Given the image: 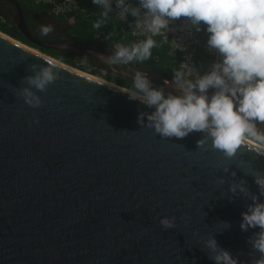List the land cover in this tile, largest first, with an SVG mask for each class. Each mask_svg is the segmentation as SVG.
<instances>
[{
    "label": "water",
    "instance_id": "water-1",
    "mask_svg": "<svg viewBox=\"0 0 264 264\" xmlns=\"http://www.w3.org/2000/svg\"><path fill=\"white\" fill-rule=\"evenodd\" d=\"M11 1L18 10L14 22L30 41L63 46L37 39L18 0ZM2 33L0 264H214L204 244L211 235L239 264L259 255L248 242L258 229L240 228L251 200L228 191L229 183L243 178L258 192L245 173L264 170L255 142L227 159L210 141L198 148L199 132L162 138L138 123V113L151 109L130 99L128 88L65 63L59 79L39 93L42 105L33 108L19 88L30 65L48 58ZM108 67L132 79L123 68ZM147 74L172 79L159 71ZM165 215L176 217L174 227L160 225ZM224 221L230 227L223 228Z\"/></svg>",
    "mask_w": 264,
    "mask_h": 264
},
{
    "label": "clouds",
    "instance_id": "clouds-1",
    "mask_svg": "<svg viewBox=\"0 0 264 264\" xmlns=\"http://www.w3.org/2000/svg\"><path fill=\"white\" fill-rule=\"evenodd\" d=\"M101 9L93 28L101 29L113 11L121 20L129 16L143 25L145 39L129 44L117 43L111 55L101 56L111 66L143 63L157 46L154 37L169 29L171 22L188 21L196 32L206 34V48L215 59L206 70L189 76L183 67L175 69L170 87H156L147 72L132 75L130 99L139 100L151 111L138 113V123L151 127L162 138H184L201 133L196 143L231 159L240 147L255 142L264 154V0H92ZM52 31L42 25L41 35ZM30 65L31 74L24 77L19 94L24 102L38 108L43 100L39 93L59 79L62 65L58 59ZM146 117V119H145ZM38 123V120L36 121ZM228 171V167H224ZM245 173L254 178L258 192H252L246 181L229 183L228 191L251 200L241 213L240 228L258 229L249 237L251 248L259 255L250 264H264V170ZM232 176L236 173L233 171ZM224 183V177H219ZM229 199H233L230 196ZM165 229L175 226V216H162ZM223 228L230 227L226 221ZM214 264H239L233 254L221 247L215 236L204 242Z\"/></svg>",
    "mask_w": 264,
    "mask_h": 264
},
{
    "label": "trees",
    "instance_id": "trees-1",
    "mask_svg": "<svg viewBox=\"0 0 264 264\" xmlns=\"http://www.w3.org/2000/svg\"><path fill=\"white\" fill-rule=\"evenodd\" d=\"M18 2L31 32H34L35 24L44 23L45 18L52 15L63 20L69 26V29L80 38L103 43L112 48L117 43L129 44L145 39V32L137 31V21L133 17L129 16L126 20H121L115 11L109 14L108 20L101 29L93 28V22L99 18L101 9L94 5L92 0H74L66 3V8L63 11H58L57 7L63 5L64 0H18ZM15 12L17 10L11 0H0V31L53 56L67 65L122 87L131 88V79L113 73L108 67L100 66L62 51L36 45L11 20L10 14ZM184 21L186 20L181 19L173 23L179 26ZM193 33L197 42L193 43L190 52L193 53L198 72H202L207 69L215 57L206 48V34L196 32L194 29ZM154 39L157 41V46L152 49L151 57L139 64L172 75L175 69L181 68L185 52L182 50L173 52L171 37L166 40L163 33L154 37ZM183 70L185 71L184 68Z\"/></svg>",
    "mask_w": 264,
    "mask_h": 264
},
{
    "label": "flooded vegetation",
    "instance_id": "flooded-vegetation-1",
    "mask_svg": "<svg viewBox=\"0 0 264 264\" xmlns=\"http://www.w3.org/2000/svg\"><path fill=\"white\" fill-rule=\"evenodd\" d=\"M15 8H16V6H15ZM16 10H17V8H16ZM17 16H18V10H17V12L10 14L11 20L13 22L15 21ZM69 23H72V22H69ZM35 25H36V27L34 28V32H32V34L37 39L42 40V41L57 43L59 45H63L60 49H55V50L65 52L67 54L76 56L77 58H81L84 60L91 61L95 64L100 65V66L108 67V64L104 60L98 59L92 55L85 53V52L73 49L72 47L89 48L90 50L97 51V52L103 54L104 56L105 55L106 56L111 55V53L113 51L112 47H110L106 44H103V43L93 41V40H84V39L80 38L79 36L74 34L69 29V26H67V24L63 20H61L59 17H54L52 15H48L45 18L44 23L42 22L40 25L39 24H35ZM42 25H51L52 26V31L49 32L46 36L41 35L40 28ZM68 25H70V24H68ZM119 67L123 68L131 76L133 75V73L137 69L140 71L147 72V73H149L151 71H157V70L152 69L149 66H143L139 63H135V64H131V65H121ZM167 75L172 77V75H170V74H167ZM126 78H128V77H126ZM129 79H131V78H129ZM150 79L153 81V85L156 87H165L166 89H168L170 87L168 84L165 83V81H162L160 79H154V78H150Z\"/></svg>",
    "mask_w": 264,
    "mask_h": 264
},
{
    "label": "built area",
    "instance_id": "built-area-1",
    "mask_svg": "<svg viewBox=\"0 0 264 264\" xmlns=\"http://www.w3.org/2000/svg\"><path fill=\"white\" fill-rule=\"evenodd\" d=\"M74 0H64L63 5H59L57 10H64L66 8V3L73 2ZM65 6V7H64ZM174 22V21H173ZM171 22L169 29L163 32L164 38L167 40L171 37V42L173 45V52L177 50H182L185 52L184 60L181 63V67H183L186 73L194 68V71H197L196 62L194 60L193 53L190 52L192 49L193 43L197 42L195 39L193 28L189 25L188 21H184L181 25H176V23ZM137 31L144 32L143 25L140 22H136ZM171 28H175L172 30ZM196 69V70H195Z\"/></svg>",
    "mask_w": 264,
    "mask_h": 264
},
{
    "label": "bare ground",
    "instance_id": "bare-ground-1",
    "mask_svg": "<svg viewBox=\"0 0 264 264\" xmlns=\"http://www.w3.org/2000/svg\"><path fill=\"white\" fill-rule=\"evenodd\" d=\"M0 33H2V32H0ZM2 34H4V33H2ZM4 35H6V34H4ZM7 36V35H6ZM8 38H10L9 36H7ZM10 39H13V38H10ZM14 42H16V43H18V44H20L21 46H24V47H26V48H28L29 50H31V51H33V52H35V53H37V54H40V55H42V56H44V57H46V58H48V59H55L54 57H52V56H50L49 54H47V53H44V52H42L41 50H37V49H35L34 47H30L29 45H26L25 43H23V42H20V41H18V40H15L14 39ZM60 63L62 64V65H64V63H62L61 61H60ZM65 65H67V64H65ZM69 66V65H68ZM70 68H73V69H76V70H78V71H82V70H80V69H77V68H75V67H72V66H69ZM82 73H86V72H84V71H82ZM88 75H91L92 77H96L97 79H99V80H101V81H107V80H105V79H103V78H100V77H97V76H95V75H92V74H90V73H87ZM108 82V81H107ZM108 83H110V84H113V85H116V86H119L118 84H116V83H112V82H108ZM120 87V86H119ZM122 87V86H121ZM123 89H126V88H123Z\"/></svg>",
    "mask_w": 264,
    "mask_h": 264
},
{
    "label": "rangeland",
    "instance_id": "rangeland-1",
    "mask_svg": "<svg viewBox=\"0 0 264 264\" xmlns=\"http://www.w3.org/2000/svg\"><path fill=\"white\" fill-rule=\"evenodd\" d=\"M174 26H177V25H174ZM172 30H174L175 28H171ZM27 45V44H26ZM31 47V46H30ZM35 49H37V48H35ZM38 50V49H37ZM196 70V69H195ZM198 72V70L197 71H194V68L192 69V67L190 68V70L186 73V74H188L189 76H194L196 73Z\"/></svg>",
    "mask_w": 264,
    "mask_h": 264
}]
</instances>
